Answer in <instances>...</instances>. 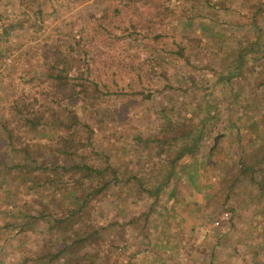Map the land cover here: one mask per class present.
Here are the masks:
<instances>
[{"label": "rangeland", "instance_id": "obj_1", "mask_svg": "<svg viewBox=\"0 0 264 264\" xmlns=\"http://www.w3.org/2000/svg\"><path fill=\"white\" fill-rule=\"evenodd\" d=\"M154 1L159 6L150 0H116L109 6L89 1L67 10L63 1L56 0L46 7L41 31L28 33L27 28L5 42L4 48L10 46L0 55V123L14 127L13 145L27 152L10 150L0 124V264H23L24 256L31 260L45 247L51 249L48 241L53 235L41 228L40 221L62 217L72 209L69 184L60 186L50 175L30 191V182L16 168L8 170L30 152L50 159L46 148L54 144L52 135L58 129L53 127V133L46 136L28 133L25 125L14 123L17 114L12 108L20 96L29 101L31 110L47 111L55 105L53 100L61 93L40 76V53L45 41L62 44L64 39L71 43V79L98 82L103 91L105 115L92 122L95 151L85 159L99 167L109 164L118 174L104 192L94 194L87 185L82 194L89 192L88 208L64 222L78 223L80 232L99 230L97 262L264 264V159L252 160V170H240L242 158L251 151L258 156V144L264 142V95L256 86L264 65L247 64L239 82H233L242 93L239 101L226 83L216 81L223 53L252 43L258 36L264 40V17H256L259 32L246 24L250 0H211L215 7L202 0ZM21 9L17 0H0V23ZM195 12L200 13L199 19L215 21L218 31L213 39L185 25L186 17ZM192 42L197 44L191 48ZM179 43L187 46L183 58L170 52ZM212 101L216 117L205 112ZM225 118L235 121L238 128ZM251 121L258 122L256 127ZM195 130L202 133L198 141L193 136L181 137ZM219 131L226 135L222 132L208 156ZM174 136V148L186 144L194 151L167 166L170 156L166 152L174 148L164 146L166 152L157 155L155 140ZM67 174L72 178L70 171ZM163 177L168 180L153 204V195L145 189ZM110 178L108 174L99 181ZM39 215L45 217L34 220L30 228L19 227Z\"/></svg>", "mask_w": 264, "mask_h": 264}, {"label": "trees", "instance_id": "obj_2", "mask_svg": "<svg viewBox=\"0 0 264 264\" xmlns=\"http://www.w3.org/2000/svg\"><path fill=\"white\" fill-rule=\"evenodd\" d=\"M46 1L47 3L45 5L42 3V0H17L18 4L22 6L21 11H19L12 18H6L0 23V55L5 51V49H7L8 46H10L7 45L4 48V45L6 44L5 42L10 40L12 36L18 32L24 33L27 28L29 29L28 33L41 31L43 29L44 21L42 22L41 20H43V14L47 12L46 7H52L56 3V0ZM60 1H63L67 6H65L66 9L70 10L89 1L95 3L99 2L100 4L109 6L110 3H115L116 0ZM131 1L134 2L135 0ZM150 1L153 2L154 7L159 6L156 1ZM33 2H36L35 7H32ZM201 2L208 7H215L216 4L211 0H202ZM263 9L264 0H250V6L246 10V13L250 16V19L246 24L253 26V28H255V30L257 29L259 32L261 27L256 23V17H258V15H260V18L261 16L262 18L264 17ZM28 11H31L33 16H31ZM199 14V12H195L193 16L186 17L187 22L185 25H188L190 31L206 32L205 36L207 39H213L218 31L217 27H215V21L211 17H203L202 19H199ZM52 15L56 16L55 13H52ZM2 19V14L0 13V20ZM192 40H195V38H189V41ZM45 42L43 46L46 44V47H44L40 53L42 66L40 76L49 82L50 86L56 90V93L60 92L61 96L53 100L55 105L50 107L47 111L45 109L39 111L34 109L31 110L32 107H30L31 105L29 101H26L25 99L22 100L20 96V100L17 98L15 105L12 108L13 112L17 114V119H15L14 123L18 124L19 127L25 125V127H27L26 132L31 134L36 133L38 136H46L49 132L53 133L51 131L53 127H56L58 132H56V135H52L55 138L52 147L46 148V155L50 156L49 160L46 161L45 159L38 157L40 152L38 155L34 152V155H37L38 158L33 156L30 152V154L28 153V157L24 158V161L22 160V162L18 163V165L16 163H11L8 170L16 168L17 172L24 179V181L30 182L27 186V189L30 191L33 190L34 186L39 184L42 180H47V178L52 175L56 177L60 186L63 184H69V192L72 194L71 196H73L74 199L70 201L72 209L66 212L64 216H49L48 222L40 221V224H42L41 228L47 229L46 233L53 235L48 241L51 249L46 248L45 245V250L40 252L31 260L27 256H24L23 264H26V261L28 260L33 261L36 264H54V262L58 261H61L62 264H99V261L97 262L98 259L95 252V248L100 245L101 234L99 233V230L97 228H92L89 231L86 230L80 232L81 230L78 223L64 222L66 220H71V218H76V216L79 217V214L81 212H85L88 208L87 195L89 192L82 194L87 185L89 186L90 184L91 188L89 190L94 192V194L101 191L104 192V189H107L110 185L111 180L116 179L118 175L117 171L109 164L105 167H99L98 165L95 166L93 162H87L85 159L87 157V153L95 151L92 145V122L99 121L105 115V109L103 108V101L101 99L103 91L100 89L98 82H75L74 77L71 79L68 69L70 67L69 58H71L68 52V47L71 43L65 39L62 40V44L57 41H52L49 44ZM196 44L197 43L192 42L190 43V47L192 48ZM186 48L187 46L185 44L179 43L176 48L170 49V52L174 53L179 58H183ZM263 48L264 40L258 36L252 41V43H247L241 47L235 46L230 52L227 51L223 53L222 59H220V66L216 81L220 84L226 83V85H228V91L234 96L236 101H239L238 98L242 97V93L237 86L234 88L235 84H233V82H236V80L239 82V76L243 73L247 64L257 63L258 65H264ZM213 55H215V52H213ZM263 68L260 70L261 77L257 79L256 86L261 88L264 95ZM71 80L73 81L71 82ZM103 84L108 86L106 83ZM63 96H67L68 99L66 102L64 98H62ZM215 105V102L212 101L211 103H208L207 109H205V112L209 113L210 117L218 116ZM225 120L227 123H232L237 127L235 121H231L229 118H225ZM202 121L203 118L200 120V123H202ZM251 123L253 128L258 124L256 121H251L250 124ZM0 124L1 129H4V133H7V138L11 146L10 150H12V152L23 151L26 153V148H23L21 145L18 147L13 145V138L15 137L14 127L12 126V128L3 123ZM222 132L225 136L226 133L224 131H219L217 133L222 134ZM79 134H83V136H80ZM201 135L202 133L200 131L196 132V130L194 133L189 131L181 133L182 138L193 136L195 141L201 139ZM155 141V144H158V151L156 150V154L158 155L161 154V152H166L163 149L164 146L169 149L172 147L174 148L172 143L176 142V137L174 136L170 140L163 138L156 139ZM211 145L212 144H210L209 149L207 150L208 156L214 150V148L211 149ZM258 145V156L256 154L253 155V151H251L252 153L249 155L251 159L248 156L242 158V167L240 169L242 172L249 169L252 170L253 164H255L252 160L261 162L264 159V142L260 141ZM35 150L38 149L36 148ZM193 151V147H189L184 144L181 145L180 148H174L172 153L171 151L166 152L167 155L170 156L169 158L167 157V166H171V164H173L176 160L180 159L183 155L189 152V154H192ZM95 154L98 155V153ZM169 169L171 170V167ZM24 170L26 171L23 172ZM30 170L33 172L29 173ZM69 171L73 174L72 178L67 174ZM108 174L111 175V178L104 183H101L99 180ZM168 177H163L158 180V182L155 183L151 189H145L147 193L153 195V204L157 201L158 195H160L163 185H165ZM138 181V184L141 185V180ZM43 183L45 184L44 181ZM91 183H93L94 187ZM172 191V187H170V196L173 194ZM79 199L81 200V203L78 202ZM68 213L71 216H69ZM40 217L44 218L45 216L39 215L38 219L32 217V220L24 221V223H22L19 227H21V229H28L33 225L32 222H34V220L38 222ZM53 229H56L54 233ZM50 230L52 231L50 232Z\"/></svg>", "mask_w": 264, "mask_h": 264}, {"label": "water", "instance_id": "obj_3", "mask_svg": "<svg viewBox=\"0 0 264 264\" xmlns=\"http://www.w3.org/2000/svg\"><path fill=\"white\" fill-rule=\"evenodd\" d=\"M222 136V134L215 135L213 138V144L211 146V149L215 148L218 142L219 137Z\"/></svg>", "mask_w": 264, "mask_h": 264}]
</instances>
